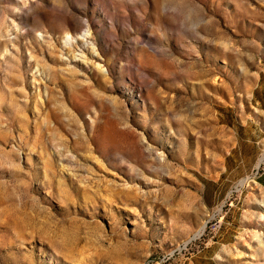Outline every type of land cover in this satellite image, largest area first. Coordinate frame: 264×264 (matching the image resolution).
<instances>
[{"label":"rangeland","instance_id":"rangeland-1","mask_svg":"<svg viewBox=\"0 0 264 264\" xmlns=\"http://www.w3.org/2000/svg\"><path fill=\"white\" fill-rule=\"evenodd\" d=\"M260 77L264 0H0V264H187L237 203L264 264V194L202 195Z\"/></svg>","mask_w":264,"mask_h":264},{"label":"crops","instance_id":"crops-1","mask_svg":"<svg viewBox=\"0 0 264 264\" xmlns=\"http://www.w3.org/2000/svg\"><path fill=\"white\" fill-rule=\"evenodd\" d=\"M253 102L258 121L237 119V124L232 126V146L224 158L219 174L205 176L202 180L203 201L212 215L229 198L234 189L243 193L249 182L264 194V166H261L264 156V81L261 77L253 94ZM238 206L239 203L230 209L228 217L230 220L225 221V218L221 222L214 240L194 254L187 264H221L219 257L224 255L235 239L233 231L240 210Z\"/></svg>","mask_w":264,"mask_h":264},{"label":"built area","instance_id":"built-area-1","mask_svg":"<svg viewBox=\"0 0 264 264\" xmlns=\"http://www.w3.org/2000/svg\"><path fill=\"white\" fill-rule=\"evenodd\" d=\"M261 166H264V160H262V162H261ZM210 221H211V219H210ZM209 223H210V222H209ZM209 223H208V224H209ZM220 225H221V221H219V222H215L214 224L210 225V227H209V229H208V232H209V234L211 235V236H210V240L213 239L212 236H213V234H214L216 231H218V229L220 228ZM196 239H197V238H195V239H193L192 241L188 242V243H187V246L183 247V249H184V250L187 249L188 246H189V244H192L193 241L196 240ZM208 243H209V242H206L205 245L208 244ZM173 257H174V256L171 255V256L168 257V258H158L155 262L152 260L150 264H164L165 262L171 260Z\"/></svg>","mask_w":264,"mask_h":264},{"label":"bare ground","instance_id":"bare-ground-1","mask_svg":"<svg viewBox=\"0 0 264 264\" xmlns=\"http://www.w3.org/2000/svg\"><path fill=\"white\" fill-rule=\"evenodd\" d=\"M84 34H86L87 35V33H84ZM86 35H83V37L85 36V38L87 37ZM64 45H65V49H66V47L67 46H74V48L76 47V46H78V45H80V41L77 39V37H71V36H68L67 38H66V40L64 41ZM81 44H83L84 45V42H81ZM75 52V51H74ZM83 55L85 54V52L83 51V52H81ZM81 57V56H80ZM74 58H76V56H74Z\"/></svg>","mask_w":264,"mask_h":264}]
</instances>
